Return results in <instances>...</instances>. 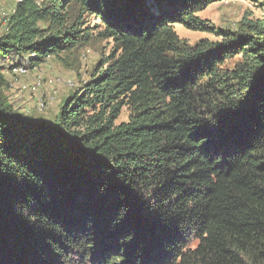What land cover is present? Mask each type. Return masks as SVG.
Listing matches in <instances>:
<instances>
[{
	"label": "trees",
	"instance_id": "1",
	"mask_svg": "<svg viewBox=\"0 0 264 264\" xmlns=\"http://www.w3.org/2000/svg\"><path fill=\"white\" fill-rule=\"evenodd\" d=\"M217 1L22 0L5 13L0 264H264V16L218 42L174 29L205 31L196 14ZM93 39L110 54L53 122L10 103L12 67Z\"/></svg>",
	"mask_w": 264,
	"mask_h": 264
},
{
	"label": "rangeland",
	"instance_id": "2",
	"mask_svg": "<svg viewBox=\"0 0 264 264\" xmlns=\"http://www.w3.org/2000/svg\"><path fill=\"white\" fill-rule=\"evenodd\" d=\"M13 6L12 0H0V33L5 13H10ZM263 16L264 0H221L196 14L205 31L190 30L182 24H176L174 29L178 37L189 45L202 40L218 42L221 38L214 32H235L242 21L255 23ZM90 20L94 23L92 18ZM111 49L112 44L107 41L93 39L70 53L61 54L60 58H49L25 75L6 73L8 85L5 94L19 113L53 122L62 102L82 89ZM236 59L229 61L228 65H233ZM37 83L40 86L35 88ZM127 113L123 108L119 120H126Z\"/></svg>",
	"mask_w": 264,
	"mask_h": 264
},
{
	"label": "built area",
	"instance_id": "3",
	"mask_svg": "<svg viewBox=\"0 0 264 264\" xmlns=\"http://www.w3.org/2000/svg\"><path fill=\"white\" fill-rule=\"evenodd\" d=\"M14 3H19L22 0H12ZM27 69L23 66H14L11 68L10 73L14 76H21V75H25L27 73ZM71 85V84H70ZM40 83H37L36 87H39Z\"/></svg>",
	"mask_w": 264,
	"mask_h": 264
}]
</instances>
